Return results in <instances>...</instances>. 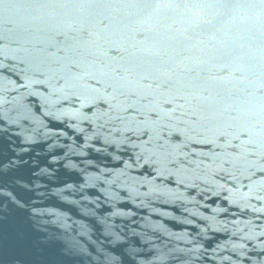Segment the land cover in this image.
Here are the masks:
<instances>
[{
	"label": "water",
	"instance_id": "95a60500",
	"mask_svg": "<svg viewBox=\"0 0 264 264\" xmlns=\"http://www.w3.org/2000/svg\"><path fill=\"white\" fill-rule=\"evenodd\" d=\"M0 264H264V0H0Z\"/></svg>",
	"mask_w": 264,
	"mask_h": 264
}]
</instances>
